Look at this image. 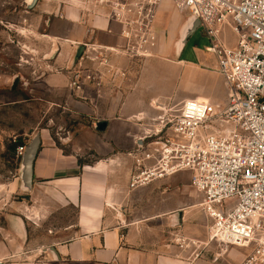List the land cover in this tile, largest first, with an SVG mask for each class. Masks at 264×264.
Here are the masks:
<instances>
[{
	"label": "built area",
	"instance_id": "obj_1",
	"mask_svg": "<svg viewBox=\"0 0 264 264\" xmlns=\"http://www.w3.org/2000/svg\"><path fill=\"white\" fill-rule=\"evenodd\" d=\"M98 1L110 9V31L119 40L86 45L70 79L77 90L86 83L101 86L109 75L124 81L127 70L115 67L112 56L143 60L155 56L160 43L156 13L162 0ZM173 2L209 37L206 50L224 78L228 102L222 108L208 98H187L175 110L148 117L155 123L136 117L145 127L130 186L189 172L211 219L209 242L244 248L240 264H264V0ZM225 26L237 37L233 47L220 37Z\"/></svg>",
	"mask_w": 264,
	"mask_h": 264
},
{
	"label": "rangeland",
	"instance_id": "obj_2",
	"mask_svg": "<svg viewBox=\"0 0 264 264\" xmlns=\"http://www.w3.org/2000/svg\"><path fill=\"white\" fill-rule=\"evenodd\" d=\"M62 1L68 5L72 0H39L30 10L25 0H0V239L13 216L27 220L25 214L30 213L26 205L47 202L49 212H53L48 219L27 220L28 241L44 247L70 236L71 231H65L64 227L74 221L76 208L70 204L57 207L48 189L39 188L46 185L48 179L36 172L33 188H23L21 146L14 153V141L22 138L26 146L40 132V148L50 137L66 152L81 146L86 149L91 135L101 132L97 123L112 116V102L118 105L114 114L120 115L119 106L135 99L137 105L128 104L129 114L144 110L150 117L179 108L186 98H208L222 108L228 102V88L215 66L214 57L206 50L210 39L202 26L196 28L184 44L182 60L186 63L178 60L189 18L176 9L173 1L170 9L158 12L157 27L166 29V33L164 46L157 56L125 63L112 56L111 63L115 67L121 65L119 67L127 70L124 81L120 77L113 80L109 75L101 86L86 83L84 91L72 88L70 79L76 69L69 66L75 43L69 41L82 38H79V30H74L73 21L61 19L54 12L57 3ZM84 1V12L92 9L94 3L100 5L98 0ZM46 9L51 13L44 12ZM48 18L51 20L49 26L45 23ZM220 37L226 45H236L237 37L230 27L225 26ZM55 46L60 47L59 53L49 58ZM14 76H18V80L12 88ZM157 96H161L160 108L151 105V99ZM39 155L40 152L37 159ZM175 176L178 177L176 182L186 190V196L178 200L186 197L190 201H203L202 194L188 195L191 188L188 172ZM205 211L202 205L193 207V218L208 220ZM209 245H214L219 252L224 248L216 242ZM228 257L230 254L218 264L226 262Z\"/></svg>",
	"mask_w": 264,
	"mask_h": 264
},
{
	"label": "crops",
	"instance_id": "obj_3",
	"mask_svg": "<svg viewBox=\"0 0 264 264\" xmlns=\"http://www.w3.org/2000/svg\"><path fill=\"white\" fill-rule=\"evenodd\" d=\"M171 1L162 0L159 4L156 26L158 12L170 9ZM83 3L86 1L72 0L64 11L66 19L75 23L74 30H79V38L82 39L64 41L75 43V49L77 43L89 41L92 32L100 42L114 44L118 41L116 34L109 31L115 27L108 17L110 9L105 4L94 3L92 9L84 12ZM44 12L49 13L50 10ZM159 33L157 54L164 46L166 29H160ZM111 36H114L113 41ZM55 47L60 50V47ZM183 48L178 53L180 62H184ZM116 60L128 61L123 58ZM160 98L153 97L151 105L154 106ZM130 103L133 107L138 101L132 99L119 106L120 115L114 114L118 105L111 103L112 116L106 120V129L92 134L86 149L81 146L66 152L50 137L39 148L34 176L36 172L48 179L47 184L39 188L48 189L57 207L70 204L76 208L74 221L64 227L71 234L46 247L31 244L27 220L43 221L53 212H49L47 202L26 205L30 213L25 214L27 220L13 216L9 227L4 228L3 239H0V264H218L229 254L226 262L219 264L241 263L247 252L244 248L231 246L229 249L224 245L219 252L214 245H209L210 217L206 211V221L192 215V208L202 205V201H190L186 197L178 200V197L186 196V190L176 182L178 177L175 175L182 172L136 187L130 186L131 176L137 170L136 159L140 157L136 154V143H140L138 136L145 127L136 121V117H146V120L150 117L144 110L129 114ZM156 105L160 108V103ZM189 186L188 195L200 194L191 184ZM18 218L25 222L27 238L22 236ZM176 238L182 239L183 246ZM49 246L55 247L57 258L46 250Z\"/></svg>",
	"mask_w": 264,
	"mask_h": 264
},
{
	"label": "water",
	"instance_id": "obj_4",
	"mask_svg": "<svg viewBox=\"0 0 264 264\" xmlns=\"http://www.w3.org/2000/svg\"><path fill=\"white\" fill-rule=\"evenodd\" d=\"M36 0H32V4L35 3ZM200 26V21L196 18H190L189 19V24L186 30V35L183 39V44L182 46H184V44L186 43V41L188 40L189 36L196 30V28H198ZM94 34V32H92ZM93 34L92 36L89 38V41H91L93 39ZM84 49V45L80 44L77 46L76 48V54L74 56V62H76V60L80 57L82 51ZM59 48L54 47L52 48L50 54H49V58H54L56 54H58ZM18 80V76H14L13 79V84H12V88L15 87V84ZM108 125V122L106 120L100 121L97 123V129L100 131H104L106 129ZM40 144H41V135L40 132H37L33 138L30 140V142L25 146L24 151L22 153L21 156V182H22V186L24 189L26 190H31L33 187V178H34V164H35V160L36 157L38 155L39 152V148H40ZM19 221V225H20V230L22 232V236H24V238H27V229H26V225L25 222L22 218H18ZM46 250L51 251L54 256H56V258L58 257L57 253H56V249L53 246H49L46 248Z\"/></svg>",
	"mask_w": 264,
	"mask_h": 264
},
{
	"label": "flooded vegetation",
	"instance_id": "obj_5",
	"mask_svg": "<svg viewBox=\"0 0 264 264\" xmlns=\"http://www.w3.org/2000/svg\"><path fill=\"white\" fill-rule=\"evenodd\" d=\"M25 1H26V3H27L26 8L30 10V9H32L33 7H35V6L37 5V3H38L39 0H36L34 4H32V0H31V1H29V0H25ZM69 4H70V2H68V5H69ZM65 7H67V5L64 4V1H62V2H58V3H57V6H56V8H55V10H54V12L56 13V15L59 16L61 19H64V18L66 19V16H65V14H64ZM29 10H26V11H29ZM49 13H51V12H49ZM50 22H51V20H50V18H48V19L46 20L45 23L49 26V25H50ZM109 31H110V29H109ZM93 43H95V44H100V45H103V44L106 45V44H108V43L100 42V41L96 40V39H95V33H94V34H93V39H92L91 41H87V42H85V43H80V44L84 45V49H83V51H82L80 57L76 60V62H74L73 60H74V56H75V54H76V48H77L78 45H80V44L77 43V45H76V47H75V49H74V55H73V58H72V60H71V62H70V66H69V67H71L72 65H73V67H76V65L78 64L80 58H81L82 55L86 52V45H87V44H93Z\"/></svg>",
	"mask_w": 264,
	"mask_h": 264
},
{
	"label": "trees",
	"instance_id": "obj_6",
	"mask_svg": "<svg viewBox=\"0 0 264 264\" xmlns=\"http://www.w3.org/2000/svg\"><path fill=\"white\" fill-rule=\"evenodd\" d=\"M19 146H25L24 140L22 138H18L16 141H14V143L12 144V149L13 152H16L17 147ZM79 162H81V160H79Z\"/></svg>",
	"mask_w": 264,
	"mask_h": 264
},
{
	"label": "bare ground",
	"instance_id": "obj_7",
	"mask_svg": "<svg viewBox=\"0 0 264 264\" xmlns=\"http://www.w3.org/2000/svg\"><path fill=\"white\" fill-rule=\"evenodd\" d=\"M29 1H31V0H29Z\"/></svg>",
	"mask_w": 264,
	"mask_h": 264
}]
</instances>
